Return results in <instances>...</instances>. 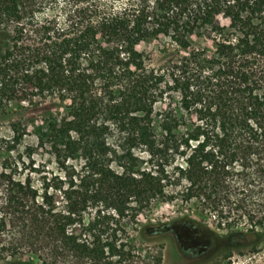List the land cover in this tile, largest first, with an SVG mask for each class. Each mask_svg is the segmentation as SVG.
Wrapping results in <instances>:
<instances>
[{"label": "trees", "instance_id": "trees-1", "mask_svg": "<svg viewBox=\"0 0 264 264\" xmlns=\"http://www.w3.org/2000/svg\"><path fill=\"white\" fill-rule=\"evenodd\" d=\"M118 1L0 0L2 260L129 264L159 203L264 241V0ZM204 27L211 54L190 40ZM162 36L185 54L156 67L137 46ZM29 135L57 164L39 182L15 154Z\"/></svg>", "mask_w": 264, "mask_h": 264}, {"label": "rangeland", "instance_id": "rangeland-1", "mask_svg": "<svg viewBox=\"0 0 264 264\" xmlns=\"http://www.w3.org/2000/svg\"><path fill=\"white\" fill-rule=\"evenodd\" d=\"M123 1L127 2H118ZM253 19L256 25L264 27V15L256 14ZM219 20L225 33L233 36L235 31L231 19L220 14ZM213 37L214 33L204 27L196 29V34L191 36L190 40L194 48L211 54L215 49ZM172 42L166 36L149 38L138 44L137 48L151 59L152 65L159 67L163 64L160 60L163 48L173 49L178 58L185 54L183 51L177 52V47ZM1 131L9 135L8 128L2 127ZM35 143L34 135L27 136L24 145H21L15 154L17 160H20L23 176L29 172L35 182H39L44 174L51 176L56 172L57 164L47 151L40 150L31 158L27 157L25 144ZM129 232L130 236L137 240L134 251L136 257L129 264H153L157 254L162 255V264H264V241L257 247H232L230 234L217 228L212 219L195 211V206L191 203H159L153 206L152 210L142 214L140 224L136 227L130 226ZM140 233H144L146 239L150 240L143 242ZM0 264L12 263L0 259Z\"/></svg>", "mask_w": 264, "mask_h": 264}]
</instances>
